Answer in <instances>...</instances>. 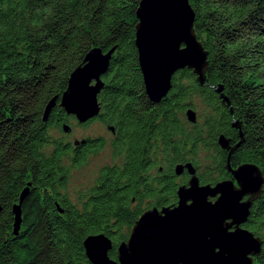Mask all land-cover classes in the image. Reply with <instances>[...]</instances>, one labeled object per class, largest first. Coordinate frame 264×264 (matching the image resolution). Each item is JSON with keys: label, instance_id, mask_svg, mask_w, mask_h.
<instances>
[{"label": "trees", "instance_id": "trees-1", "mask_svg": "<svg viewBox=\"0 0 264 264\" xmlns=\"http://www.w3.org/2000/svg\"><path fill=\"white\" fill-rule=\"evenodd\" d=\"M139 1L0 0V264H91L82 241L97 233L110 239L108 256L116 259L118 244L145 210L176 204L177 187L189 177L176 175V164L191 162L200 184L230 177L227 150L217 138L223 134L235 144L239 129L243 142L229 163L261 170V193L243 226L262 242L253 264H264V0H188L207 52L206 80L200 85L190 69L177 70L158 102L145 93L137 61ZM93 47L114 52L101 76L100 111L80 124L113 127L116 161L102 166L74 203L63 158L79 166L105 139L55 140L49 129L63 131L75 117L58 104L45 121L42 115ZM195 101L204 109L191 123L185 111ZM28 183L13 234L12 205Z\"/></svg>", "mask_w": 264, "mask_h": 264}, {"label": "water", "instance_id": "water-1", "mask_svg": "<svg viewBox=\"0 0 264 264\" xmlns=\"http://www.w3.org/2000/svg\"><path fill=\"white\" fill-rule=\"evenodd\" d=\"M135 46L144 90L152 102H158L171 88L172 75L187 68L202 85L206 80L207 52L193 28L194 12L188 0H140L136 9ZM114 48L104 52L91 48L81 64L69 74L66 89L51 97L43 111L45 121L58 104L67 115L84 123L100 111L97 95L103 87L102 74L107 70ZM222 103L229 105L215 88ZM186 119L195 123V111L188 107ZM239 129V123L234 122ZM113 131V127H108ZM62 130L70 127L63 123ZM220 134L217 143L227 150L226 169L231 179L211 185L200 184L191 162L178 163L176 175L186 171L187 182L176 190L173 206L151 207L145 210L131 227L125 241L116 248V259L108 256L110 239L103 233L89 234L83 248L91 264H253L261 251L262 242L241 227L247 220L252 203L260 196L263 176L260 168L250 162L232 167L231 154L243 142ZM77 144V141H75ZM235 181V183H234ZM12 205L13 234L21 223L20 205L28 194V186ZM244 196L247 199L242 201ZM216 197L213 201L209 198Z\"/></svg>", "mask_w": 264, "mask_h": 264}, {"label": "rangeland", "instance_id": "rangeland-1", "mask_svg": "<svg viewBox=\"0 0 264 264\" xmlns=\"http://www.w3.org/2000/svg\"><path fill=\"white\" fill-rule=\"evenodd\" d=\"M195 102L197 104L192 109L195 111L197 119H199L200 113L204 108L200 101ZM66 124L70 127L68 132L59 131V129L51 127L49 129L51 137L55 140H62L63 142L70 143L85 137L102 136L105 139V146L96 153L88 155L86 160L79 166L73 167L69 165L67 161L69 160V156L63 158V163L69 166L66 193L72 202L78 203L77 193L91 186L95 181L99 169L106 164H111L116 159L112 156L109 146V140L112 135L100 121L93 120L83 125L78 123L75 119L70 118Z\"/></svg>", "mask_w": 264, "mask_h": 264}, {"label": "flooded vegetation", "instance_id": "flooded-vegetation-1", "mask_svg": "<svg viewBox=\"0 0 264 264\" xmlns=\"http://www.w3.org/2000/svg\"><path fill=\"white\" fill-rule=\"evenodd\" d=\"M106 128L108 129V127L106 126ZM109 130V129H108ZM110 131V133H111V135H113L114 134V130L113 131H111V130H109ZM69 159V158H68ZM68 161V163H69V165H72L73 166V164L71 163V160L69 159V160H67ZM116 160H114L113 162H115ZM67 167H69V166H67ZM184 172H186V171H183L181 174H183ZM187 173V172H186ZM180 174V175H181ZM230 174V173H229ZM189 176V175H188ZM231 174H230V177H228V178H226V179H231ZM95 180H96V178H95ZM68 181V180H67ZM95 182V181H94ZM187 182V181H186ZM185 182V183H186ZM234 183H235V181H234ZM67 184V183H66ZM236 184V183H235ZM67 187V186H66ZM87 188V187H86ZM216 197H213V198H209V200H214ZM248 198V196H244L243 198H242V201L243 200H245V199H247ZM133 201V203L135 204L136 203V200L135 199H133L132 200ZM143 203L144 202H148V200H147V198H143V201H142ZM142 203V204H143ZM152 207H156V206H152ZM149 208H151V207H149ZM241 227H243V228H245L244 226H243V224L241 225Z\"/></svg>", "mask_w": 264, "mask_h": 264}]
</instances>
